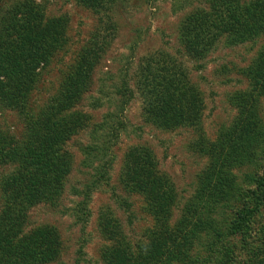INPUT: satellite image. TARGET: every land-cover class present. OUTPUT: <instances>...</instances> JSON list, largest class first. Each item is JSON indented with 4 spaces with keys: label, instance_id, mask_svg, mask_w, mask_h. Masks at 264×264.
I'll return each instance as SVG.
<instances>
[{
    "label": "rangeland",
    "instance_id": "obj_1",
    "mask_svg": "<svg viewBox=\"0 0 264 264\" xmlns=\"http://www.w3.org/2000/svg\"><path fill=\"white\" fill-rule=\"evenodd\" d=\"M215 1L0 0V29L23 3L31 20L21 33L0 31V148L12 150L32 135L33 123L64 92L73 97L71 114L83 120L63 149L69 168L61 192L26 217L27 234L46 225L57 235L55 256L37 264H108L115 246L135 254L153 245L163 223L175 231L183 213L196 217L195 198L219 171L225 190L204 201L196 219L212 226L193 236L189 262L264 264V31L243 41L223 33L203 55L193 52L184 22ZM240 3L248 13L264 0ZM8 59L31 79L7 100ZM170 74L187 80L198 120L172 126L153 118L140 82ZM248 116L259 140L227 147L232 156H223ZM19 165L0 164V211L3 184ZM242 218L243 229L233 232Z\"/></svg>",
    "mask_w": 264,
    "mask_h": 264
},
{
    "label": "trees",
    "instance_id": "obj_2",
    "mask_svg": "<svg viewBox=\"0 0 264 264\" xmlns=\"http://www.w3.org/2000/svg\"><path fill=\"white\" fill-rule=\"evenodd\" d=\"M240 1L216 0L208 13H196L186 19L185 39L193 52L203 55L223 33L230 35L235 41H243L255 33L264 31V3L253 5L246 13ZM91 2L98 3L101 0H91ZM13 12L0 29L1 32L15 29L16 32L20 30L21 33L22 29L27 28L31 20H29L30 10L26 3L20 4ZM12 24H14L13 27ZM31 31L36 33L35 30ZM16 32L11 31L9 35ZM50 34L53 37L54 33ZM9 43L6 41L2 45L6 44L5 48H7ZM5 63L6 66L3 69L5 67L7 69L3 71L7 72L5 76L6 81H9V89L1 91V95L6 96L8 100L11 94L16 93V89L22 87L21 89L26 90L30 86L31 78L27 76L23 68L9 67L10 59ZM147 68L152 72L150 66ZM263 68L264 63L258 67V70L262 72ZM81 81L82 79L77 84ZM140 87L146 92L147 105L151 107L150 112L154 119L172 126L180 124L181 120L187 123L198 120L199 114L195 113L197 109L191 104L195 97L191 96L194 94L188 88L185 77H174L170 74L163 81L155 75L151 80L143 79ZM261 88L264 90V82ZM64 93L56 99L51 109L40 115L33 123L32 135L21 144L13 146L12 150L6 152L0 148V164L16 161L20 163L2 187L6 205L0 211V264H37L44 258L51 259L57 252V235L53 227L40 225L28 234L25 228L28 212L39 204L50 202L61 192L63 180L67 175L66 170L69 168L66 152L63 149L69 138L83 124V120L78 115L74 116L69 111L74 104L73 97L65 96ZM244 122L246 123L232 143L224 144L221 151L223 156L225 154L232 156V150H226L225 153L227 147L234 149L239 145L242 147L250 143L253 139L259 140L261 132L259 125L252 121L251 116L246 117ZM138 154L142 156L141 152ZM136 158L134 156V159ZM136 165V170L140 169L141 164L138 158ZM221 174L220 171L219 174L215 172L213 180L201 188L200 197L195 198L197 204L194 208H198L194 213L196 217L204 209V201L215 196V190L218 189L220 194L225 190L221 182L223 179ZM137 175L145 176V173L140 171ZM134 177L135 175L129 177V180L137 183L138 179ZM152 194L149 189L145 191V196L155 206L158 199L155 196L151 198ZM162 211H165L164 206ZM193 212L183 213L178 222L179 228L175 231L165 230L167 227L163 223L162 232L154 234L153 245L150 243L135 254L127 247L115 246L113 251L107 253L108 264H190L189 246L192 244L193 236L202 227L210 229L212 226L210 221L208 225L205 224L204 216L200 219L196 217L190 219ZM246 214H249L248 218L254 215L253 212ZM242 220L243 218L239 219L237 227L233 226V232L243 229Z\"/></svg>",
    "mask_w": 264,
    "mask_h": 264
}]
</instances>
